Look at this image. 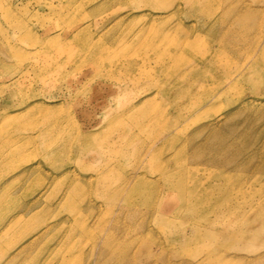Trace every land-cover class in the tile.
Listing matches in <instances>:
<instances>
[{"label": "rangeland", "instance_id": "rangeland-1", "mask_svg": "<svg viewBox=\"0 0 264 264\" xmlns=\"http://www.w3.org/2000/svg\"><path fill=\"white\" fill-rule=\"evenodd\" d=\"M0 264H264V0H0Z\"/></svg>", "mask_w": 264, "mask_h": 264}, {"label": "bare ground", "instance_id": "bare-ground-1", "mask_svg": "<svg viewBox=\"0 0 264 264\" xmlns=\"http://www.w3.org/2000/svg\"><path fill=\"white\" fill-rule=\"evenodd\" d=\"M191 1V0H190ZM191 50V47H188Z\"/></svg>", "mask_w": 264, "mask_h": 264}]
</instances>
